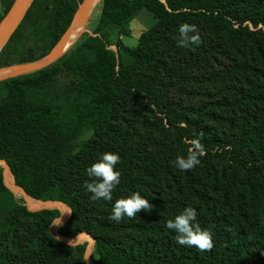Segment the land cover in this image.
I'll return each mask as SVG.
<instances>
[{
    "label": "trees",
    "instance_id": "obj_1",
    "mask_svg": "<svg viewBox=\"0 0 264 264\" xmlns=\"http://www.w3.org/2000/svg\"><path fill=\"white\" fill-rule=\"evenodd\" d=\"M13 2L1 0L0 20ZM82 2L33 0L0 69L46 57ZM143 9L155 22L129 48L121 37ZM182 23L198 27L199 46L178 47ZM192 139L206 154L181 171ZM104 152L120 156V184L93 201L86 170ZM0 161L9 186L69 209L58 234L88 235L92 264H264V0H102L53 63L0 80ZM135 192L152 211L110 220ZM189 206L211 251L178 245L166 227ZM58 217L20 203L0 166V264H85L86 243L49 232Z\"/></svg>",
    "mask_w": 264,
    "mask_h": 264
},
{
    "label": "clouds",
    "instance_id": "obj_2",
    "mask_svg": "<svg viewBox=\"0 0 264 264\" xmlns=\"http://www.w3.org/2000/svg\"><path fill=\"white\" fill-rule=\"evenodd\" d=\"M202 43L199 29L195 24L182 23L178 28L177 45L188 48L191 45L199 46ZM190 147L186 156H178L174 165L181 171L196 168L201 163V157L206 154V149L200 139L187 141ZM120 156L113 152H104L97 162H94L86 170L89 182H85L84 188L91 193L93 201L103 199L112 201L113 191L120 184L121 173L116 170ZM153 205L139 192L115 200L110 220L119 223L125 217L135 219L141 211L151 212ZM69 213L70 212H65ZM197 210L186 207L173 219L166 222V227L176 233V243L180 246L196 248L201 252L211 251L214 247L213 232L209 228H202L197 221ZM61 222V220H60ZM54 222V225L60 224ZM228 231H231L229 228Z\"/></svg>",
    "mask_w": 264,
    "mask_h": 264
},
{
    "label": "rangeland",
    "instance_id": "obj_3",
    "mask_svg": "<svg viewBox=\"0 0 264 264\" xmlns=\"http://www.w3.org/2000/svg\"><path fill=\"white\" fill-rule=\"evenodd\" d=\"M101 1L102 0H95V4H94V6H93V8L89 14V17H88V23L84 27L85 31H89L92 22L98 17V14L100 11ZM154 22H155V20H154L153 16L147 10H145V9L141 10L140 13L137 14V16L133 20H131L127 25V30L129 31V36L121 37L122 38L121 41L123 42V44L125 46H127L129 48L135 47L137 44L138 36L142 32H144L145 30L150 28L154 24ZM82 32H80V33H82ZM111 44H112V46H110V48L113 51H116V48L113 45L114 44L113 38L111 39ZM0 166L3 168V176H4L5 184L13 192L15 198L20 203L24 204L28 210L38 211L40 209H57L59 211V217L52 222V224L49 228V232L51 233V235L53 237L60 239V240H63L66 243H69L71 245L86 243V249H85V253H84L85 264H92L91 254L93 251V241L88 235H79L74 239H65V238H61L60 235L58 234V228L61 226V224H63L65 222V220L69 216V213H65V212H69V209L61 203L42 202V201L34 200V199L28 197L23 191L20 192V191H17L16 189H13V187L9 186L7 183L8 180L6 179V168H5L4 164L0 163ZM9 179H10V177H9ZM60 220H61V222H60ZM54 222H57V223L60 222V224L54 225L53 224Z\"/></svg>",
    "mask_w": 264,
    "mask_h": 264
},
{
    "label": "water",
    "instance_id": "obj_4",
    "mask_svg": "<svg viewBox=\"0 0 264 264\" xmlns=\"http://www.w3.org/2000/svg\"><path fill=\"white\" fill-rule=\"evenodd\" d=\"M32 1L33 0H15L11 5V7L8 9V11L3 15L2 19L0 20V50L7 41V39L9 38V36L11 35V33L13 32V30L18 26V24L23 19ZM94 4H95V0H83L76 14L74 15L70 25L63 32V34L61 35V37L59 38V40L57 41L51 52L46 57H44L39 61L12 66V67L20 68V72L16 75L27 74L40 70L50 65L57 58H59L69 48L68 47L67 49H65L67 42L72 38L71 32L76 30H80L81 32L85 31L84 27L88 23V17ZM8 68L0 69V73H2ZM5 78H2L0 80H3ZM0 163H3L4 166L8 169V166L4 162L0 161Z\"/></svg>",
    "mask_w": 264,
    "mask_h": 264
},
{
    "label": "bare ground",
    "instance_id": "obj_5",
    "mask_svg": "<svg viewBox=\"0 0 264 264\" xmlns=\"http://www.w3.org/2000/svg\"><path fill=\"white\" fill-rule=\"evenodd\" d=\"M80 32H81L80 30H76V31H72L71 32L72 38L67 42L65 49H67L78 38V36L80 35ZM19 72H20V68L19 67H11V68H8L5 71H3L2 73H0V79L5 78V77H9V76L16 75ZM10 182L12 184V180Z\"/></svg>",
    "mask_w": 264,
    "mask_h": 264
},
{
    "label": "crops",
    "instance_id": "obj_6",
    "mask_svg": "<svg viewBox=\"0 0 264 264\" xmlns=\"http://www.w3.org/2000/svg\"><path fill=\"white\" fill-rule=\"evenodd\" d=\"M0 8H1V0H0ZM139 13H140V12H139ZM139 13H138V14H139ZM136 16H137V15H136ZM121 39H122V38H121Z\"/></svg>",
    "mask_w": 264,
    "mask_h": 264
}]
</instances>
